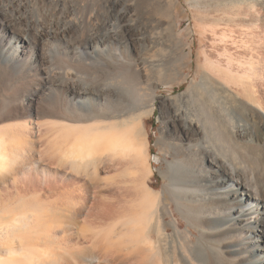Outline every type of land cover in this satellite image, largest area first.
I'll return each instance as SVG.
<instances>
[{"label": "bare ground", "instance_id": "obj_1", "mask_svg": "<svg viewBox=\"0 0 264 264\" xmlns=\"http://www.w3.org/2000/svg\"><path fill=\"white\" fill-rule=\"evenodd\" d=\"M189 5L190 80L178 0H0V264H264V0ZM106 34L127 50L111 81L50 54Z\"/></svg>", "mask_w": 264, "mask_h": 264}, {"label": "rangeland", "instance_id": "obj_2", "mask_svg": "<svg viewBox=\"0 0 264 264\" xmlns=\"http://www.w3.org/2000/svg\"><path fill=\"white\" fill-rule=\"evenodd\" d=\"M178 2L180 3V5L182 7V11L183 10L184 11H183V14L182 15L179 14V13H177L178 26H177L176 32H177V34L179 36H181L183 38L184 42L186 43V45H185L186 52H188V53L191 52L192 53V61H193V65H194V73L189 76V80H190V79L193 78V76H194V74L196 72V69L199 67V65L201 66L204 63V59H200L199 58V53L204 49V46L200 42V38H202V34H200V33L197 32V28H198L197 25H196L197 20H194V17L192 16L193 11H192V8L189 7L190 6L189 5V0H178ZM189 8H191V9H189ZM115 23H116L117 28H118V26H119L118 25V22L115 21ZM121 31L122 30L120 28L119 29V32H121ZM106 35H108L107 37L109 39L108 38H104V39H101L100 38L101 42H99V41H97V42H91L90 45L89 44H85V45L81 46V48H82L81 50H83V51H81V50L79 51L80 53L77 54L78 55V58L76 57L77 55H75V56L71 55V54H74V52L72 51V48L71 47L68 48L66 52L65 51H61L60 49H63V45H62V48L57 47L58 49L55 46H53L51 48V51L52 52L50 51V54H51L52 58L54 59L55 63L56 64H59L58 66H60V67H63L65 69H68L69 67H71L70 65H73L74 68L77 67V69L79 70L83 66L81 68V70L83 69L82 70V73L80 72L81 70L80 71H78L77 69L75 70L73 68V66L71 67V69L69 68V70H73L75 72L77 71L81 75L84 74L83 76H90V77L92 76L93 78L95 76L96 79H99V80L102 79L101 81H103V79L105 81H109V80L111 81L113 78H115V77H113V75L115 74V72H114V70H112L113 69L112 68V64L115 63V60H114V58L112 56L113 55L114 56L115 55L117 56L118 54H120L121 51H122L121 54L123 53V55H124L127 52V50H126V47L124 46L123 42L121 41V40H125L122 35H118V37L117 36H113L112 37L109 34H106ZM113 38H115V39H113ZM162 39H163L162 41H164L163 43H165L166 38H162ZM98 43H99V45H98ZM121 45H122V47H121ZM95 47H96V49H95ZM165 47H168V46L166 45ZM98 50H99V52H97ZM116 50L118 51V53H117ZM0 51H1V48H0ZM168 51L169 52L166 53V55L167 56L169 54H171V55H169L168 57L165 58V61H164V64L165 65L164 66H166V67H169L170 66V69H171V67H172L171 66L172 65L171 63L174 62V51H173V49H171V52H170V50H168ZM113 52H114V54H113ZM0 54H1V52H0ZM54 55H56L55 56L56 58L53 57ZM64 56H65V58H64ZM66 56L69 59H67ZM70 56H72V57L70 58ZM109 56L112 57V58H110ZM116 56H115V58H116ZM63 58L65 60L66 59L67 60L66 61H63L64 60ZM83 58H84V60H83ZM80 59H81V61L83 60V63H80ZM73 60L74 61L78 60L79 63L77 64V61L75 63ZM89 61H90V63H89ZM68 62H70V65H67ZM109 62H110L111 65L109 64ZM61 64H62V66H61ZM82 64H85V65H82ZM90 64L92 66H90ZM167 64H169V65L167 66ZM65 65H67V66H65ZM78 66L79 67L81 66V67L78 68ZM104 67H106L107 69L106 68L104 69ZM188 69L189 68H187V70ZM103 71H104V73H103ZM186 87H187V84L184 85L181 89H179L178 92H182L183 90L186 89ZM158 91H159L158 92V95L159 96H167V95L170 94L169 91H166V87H161V88H159ZM145 128H146V131H147V135H148V137L150 138V141H151V143H150V147H151L150 160H151V163H152L153 170H154V172L156 174L155 180H157V182H158V183L156 182V187H157V189H160L161 188V183H162V180H163L162 172L161 171H162V168L164 166L165 159L167 157L166 152H165L167 149H165L166 146L163 145V143L160 140V136H161L160 132H161V130L163 128V120H162V117H161V114H160V110L159 109H157L156 113L150 119L147 120V122L145 123ZM174 210H175L177 216L172 213V210L169 207L170 213H169V218L168 219L170 221H172V222H175L176 224H178V219H179L182 222L181 228H186L187 227V221H186V219L183 217V215H181V213L179 211H177L176 208H174ZM78 238L79 237L77 235H76V237L74 236L72 243L73 244H76V242L78 241ZM78 248L79 247H73L72 248V251H74V252L68 253L67 256L66 255L60 256V263H65L67 261H71L72 262L73 261V258H74V255H76V254H78L80 252L79 251L80 249L78 250Z\"/></svg>", "mask_w": 264, "mask_h": 264}]
</instances>
